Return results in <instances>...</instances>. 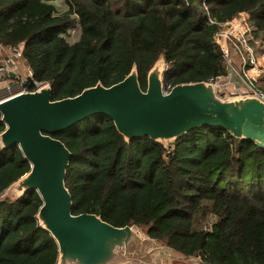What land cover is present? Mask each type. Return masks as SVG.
<instances>
[{
    "label": "trees",
    "instance_id": "obj_1",
    "mask_svg": "<svg viewBox=\"0 0 264 264\" xmlns=\"http://www.w3.org/2000/svg\"><path fill=\"white\" fill-rule=\"evenodd\" d=\"M243 13L253 14L254 40L263 43L264 0H0V46L22 49L53 100L111 87L135 64L146 91L161 56L165 87L225 75L219 26L209 19L224 24ZM5 129L0 114V134ZM54 137L73 154L66 186L74 215L136 225L202 264H264V149L209 127L169 149L148 137L127 142L104 115ZM30 171L18 146H0V197ZM42 205L36 190L0 199V264H57L58 244L37 218Z\"/></svg>",
    "mask_w": 264,
    "mask_h": 264
},
{
    "label": "water",
    "instance_id": "obj_2",
    "mask_svg": "<svg viewBox=\"0 0 264 264\" xmlns=\"http://www.w3.org/2000/svg\"><path fill=\"white\" fill-rule=\"evenodd\" d=\"M163 56L148 74L142 90L137 65L121 82L105 87L98 83L75 97L52 99L50 84L35 92L19 93L0 101L6 129L0 146H18L31 171L12 184L10 192L23 197L36 190L43 205L40 226L58 244L57 264H186L199 262L150 238L138 226L115 227L97 214H73V198L66 186L72 152L54 135L88 119L111 118L127 142L148 137L169 149L177 140L202 128H220L233 138L264 149V101L252 94L224 96L207 81L179 84L164 92ZM13 78L14 75L12 74Z\"/></svg>",
    "mask_w": 264,
    "mask_h": 264
},
{
    "label": "built area",
    "instance_id": "obj_3",
    "mask_svg": "<svg viewBox=\"0 0 264 264\" xmlns=\"http://www.w3.org/2000/svg\"><path fill=\"white\" fill-rule=\"evenodd\" d=\"M253 20V14L243 13L237 18L219 24L209 19V24L218 25L219 30L214 36V42L220 47L222 59L226 68L225 75L209 78L216 89L222 87L224 94H252L264 101V85L260 78L264 76L261 70L257 50L254 45L253 26L250 21ZM7 49V56L0 60V81L8 80L13 74L12 81L17 82L13 88L9 87L7 98L19 93L35 92L43 83L37 82L33 78L32 70L25 66L22 61V49L19 47L3 48ZM234 53L241 59L239 68L232 57ZM236 77L240 81V86L233 82ZM172 89L171 85L164 86V92L168 93ZM2 100V99H1ZM0 100V101H1Z\"/></svg>",
    "mask_w": 264,
    "mask_h": 264
},
{
    "label": "rangeland",
    "instance_id": "obj_4",
    "mask_svg": "<svg viewBox=\"0 0 264 264\" xmlns=\"http://www.w3.org/2000/svg\"><path fill=\"white\" fill-rule=\"evenodd\" d=\"M59 8H60L61 11H63V10H65L67 8V5L65 4V7H59ZM80 30H81L80 28H77V29L73 30L70 33V35L68 36L69 42L71 44H73V43H75L76 41L79 40L80 33H81ZM232 57H233V54H232ZM233 59H234L235 64L240 68L241 66H240V63L237 60V58H233ZM233 81L236 82L240 86V81L236 77L233 78ZM16 85H17V82H15V81L12 82L10 80H6V81H2L1 80L0 81V100L7 98L8 88L9 87L13 88ZM224 96H228V93L226 92V94ZM9 194H10L9 195L10 196L9 198H16L15 196H17V193L15 191H11ZM211 223L212 222H210L209 224H207V229H209L211 227ZM188 264H202V263H199V262H196L195 261V262H191V263H188Z\"/></svg>",
    "mask_w": 264,
    "mask_h": 264
},
{
    "label": "crops",
    "instance_id": "obj_5",
    "mask_svg": "<svg viewBox=\"0 0 264 264\" xmlns=\"http://www.w3.org/2000/svg\"><path fill=\"white\" fill-rule=\"evenodd\" d=\"M56 5H57L59 11H61L59 7H65V3L63 1H56ZM65 10H67V8ZM65 10H63V11H65ZM250 25L253 26V20L250 21ZM254 45H255L256 50H257L260 68L262 71H264V42L262 43L261 41H257V42H254ZM7 51H8L7 49L0 48V60L4 59L7 56L6 55ZM232 54H233V58H237V60L240 63V66H241V59L234 53L233 49H232ZM260 80H261V83L264 85V76H262L260 78ZM2 81H6V80H2ZM10 81H12V80H10ZM234 83H236V82H234Z\"/></svg>",
    "mask_w": 264,
    "mask_h": 264
}]
</instances>
